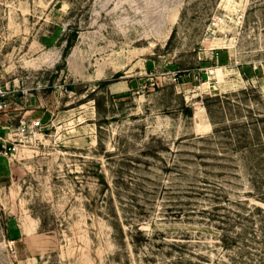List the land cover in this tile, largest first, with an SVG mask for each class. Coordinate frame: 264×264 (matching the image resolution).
I'll list each match as a JSON object with an SVG mask.
<instances>
[{
    "label": "rangeland",
    "instance_id": "rangeland-1",
    "mask_svg": "<svg viewBox=\"0 0 264 264\" xmlns=\"http://www.w3.org/2000/svg\"><path fill=\"white\" fill-rule=\"evenodd\" d=\"M0 88V264H264V0H0Z\"/></svg>",
    "mask_w": 264,
    "mask_h": 264
},
{
    "label": "built area",
    "instance_id": "built-area-1",
    "mask_svg": "<svg viewBox=\"0 0 264 264\" xmlns=\"http://www.w3.org/2000/svg\"><path fill=\"white\" fill-rule=\"evenodd\" d=\"M10 93H11L10 90H3L2 88H0V96L2 95L3 97H5L6 95H8V94H10ZM41 124H42L41 120L38 119L37 121H34V122L32 123V127H33V128H38V127L41 126ZM25 125H26V123L24 122V123H23V127H24V129H26Z\"/></svg>",
    "mask_w": 264,
    "mask_h": 264
},
{
    "label": "trees",
    "instance_id": "trees-1",
    "mask_svg": "<svg viewBox=\"0 0 264 264\" xmlns=\"http://www.w3.org/2000/svg\"><path fill=\"white\" fill-rule=\"evenodd\" d=\"M72 47H73V44H71L70 48H69V49L67 50V52L65 53V55H64V59H65V61H66L67 56L69 55V51L71 50ZM16 240H19V238H16Z\"/></svg>",
    "mask_w": 264,
    "mask_h": 264
},
{
    "label": "crops",
    "instance_id": "crops-1",
    "mask_svg": "<svg viewBox=\"0 0 264 264\" xmlns=\"http://www.w3.org/2000/svg\"><path fill=\"white\" fill-rule=\"evenodd\" d=\"M217 57L219 58V55Z\"/></svg>",
    "mask_w": 264,
    "mask_h": 264
}]
</instances>
